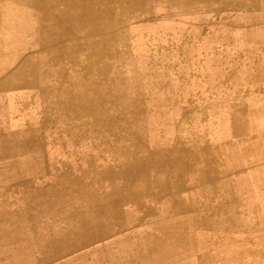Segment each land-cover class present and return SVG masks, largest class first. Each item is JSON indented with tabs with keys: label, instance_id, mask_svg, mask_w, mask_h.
I'll use <instances>...</instances> for the list:
<instances>
[{
	"label": "rangeland",
	"instance_id": "374dc122",
	"mask_svg": "<svg viewBox=\"0 0 264 264\" xmlns=\"http://www.w3.org/2000/svg\"><path fill=\"white\" fill-rule=\"evenodd\" d=\"M64 1L0 0V264H264V0Z\"/></svg>",
	"mask_w": 264,
	"mask_h": 264
},
{
	"label": "bare ground",
	"instance_id": "6f19581e",
	"mask_svg": "<svg viewBox=\"0 0 264 264\" xmlns=\"http://www.w3.org/2000/svg\"><path fill=\"white\" fill-rule=\"evenodd\" d=\"M66 1V0H65ZM64 1V2H65ZM191 1V0H190ZM207 1H209V0H207ZM256 1V0H255ZM61 2V1H60ZM63 2V1H62ZM211 2V1H210ZM44 3V2H43ZM213 3V2H212ZM97 4V3H96ZM64 5V4H63ZM78 5V4H77ZM99 5V4H98ZM141 5V4H140ZM139 5V6H140ZM195 5V4H194ZM138 6V5H137ZM138 6V7H139ZM141 7V6H140ZM188 7V6H187ZM200 8V7H199ZM43 9V8H42ZM78 9H80L79 7H78ZM111 9V8H110ZM139 9V8H138ZM58 10V11H57ZM188 10V9H187ZM46 11V10H45ZM44 11V12H45ZM48 11V10H47ZM253 11V10H252ZM56 12L58 13V15H60V14H65L66 16L71 12V8H69L68 6H65V8H63L62 10H59V9H56ZM236 12H238V11H236ZM244 12H246V11H244ZM251 12V11H250ZM48 13V12H47ZM54 13V12H53ZM76 13V12H75ZM79 13V12H78ZM46 14V13H45ZM131 14V13H130ZM177 14H178V12H177ZM195 14V13H194ZM209 14V13H208ZM57 15V16H58ZM192 15V14H191ZM215 15V14H214ZM221 15V14H220ZM69 16V15H68ZM73 16V15H72ZM78 16V15H77ZM187 16V15H186ZM236 16V15H235ZM200 17H202V16H200ZM51 18H53V16H51ZM103 18V17H102ZM195 18V17H194ZM204 18V17H203ZM106 19V18H105ZM104 19V20H105ZM226 19V18H225ZM43 20V19H42ZM202 20V19H201ZM245 20V19H244ZM114 21V20H113ZM208 21V20H207ZM217 21V20H216ZM227 21V20H226ZM55 23V22H54ZM53 23V24H54ZM57 23V22H56ZM61 24V23H60ZM116 24V23H115ZM66 25V24H65ZM248 25V24H247ZM244 26V25H243ZM68 27V26H67ZM199 27V26H198ZM43 28V27H42ZM57 28V27H56ZM59 28V27H58ZM113 28V27H112ZM117 28V27H116ZM115 28V29H116ZM200 28V27H199ZM244 28H246V27H244ZM61 29V28H60ZM119 29V28H118ZM243 29V28H242ZM108 30V29H107ZM64 31H65V29H64ZM103 31V30H102ZM121 31V30H120ZM41 32V31H40ZM121 32H123V31H121ZM100 33V32H99ZM108 33V32H107ZM110 33V32H109ZM246 33V32H245ZM93 34V33H92ZM98 34V33H97ZM102 34V33H101ZM122 34V33H121ZM199 34V33H198ZM118 35V34H117ZM257 35V34H256ZM42 36V35H41ZM119 36V35H118ZM245 36V35H244ZM243 36V37H244ZM113 37V36H112ZM116 37V36H115ZM120 37H121V35H120ZM124 37V36H123ZM247 37V36H246ZM44 38V37H43ZM75 38H77V37H75ZM79 38V37H78ZM261 38V37H260ZM124 39V38H123ZM264 39V38H263ZM245 40V39H244ZM63 42V41H62ZM249 42V41H248ZM263 42H264V40H263ZM56 43V42H55ZM58 43H60V42H58ZM51 45V44H50ZM44 48V47H43ZM243 48L245 49V47L243 46ZM251 48H253V47H251ZM194 53V52H193ZM210 57V56H209ZM210 59V58H209ZM32 63V62H31ZM18 64V63H17ZM32 66V65H31ZM30 67V66H29ZM53 69V68H52ZM20 73V72H19ZM21 74V73H20ZM17 75V74H16ZM245 77V76H244ZM2 78V77H1ZM106 80H107V78H106ZM125 80V79H124ZM10 82V81H9ZM7 83V82H6ZM5 83V84H6ZM110 84V83H109ZM111 88V87H110ZM107 91V90H106ZM258 92V91H257ZM119 96V95H118ZM126 96V95H125ZM53 98H55V97H53ZM54 100V99H53ZM62 100V99H61ZM42 101H43V99H42ZM45 101V100H44ZM56 101V100H55ZM63 101V100H62ZM68 101V100H67ZM134 101V100H133ZM57 102V101H56ZM106 102V101H105ZM108 103H109V101H108ZM44 105V104H43ZM54 105V104H53ZM129 105V104H128ZM66 106V105H65ZM108 106V105H107ZM131 106H132V104H131ZM67 107V106H66ZM125 107H126V105H125ZM94 108V107H93ZM107 108V107H106ZM122 109V108H121ZM57 110V109H56ZM55 111V110H54ZM249 112V111H248ZM55 114H56V112H55ZM65 114V113H64ZM63 114V115H64ZM61 116V115H60ZM52 117H54V116H52ZM103 117V116H102ZM138 117H140V116H138ZM43 118V117H42ZM58 118V117H57ZM60 118V117H59ZM61 118H62V116H61ZM61 118H60V120H61ZM109 118H111V117H109ZM102 120V119H101ZM41 121V120H40ZM55 121V120H54ZM113 121V120H112ZM250 121V120H249ZM99 122V121H98ZM52 123V122H51ZM102 123H103V121H102ZM97 125V124H96ZM102 125V124H101ZM103 126V125H102ZM98 127V126H97ZM100 129V128H99ZM261 132V131H260ZM262 134V133H261ZM155 137V136H154ZM100 138V137H99ZM155 139H157L156 137H155ZM97 140V139H96ZM99 140V139H98ZM97 140V141H98ZM234 140V139H233ZM104 141V140H103ZM236 141V140H235ZM102 142V141H101ZM97 143V142H96ZM242 143V142H241ZM246 143V142H245ZM235 144V143H234ZM256 144V143H255ZM263 144V143H262ZM98 145V144H97ZM136 145V144H135ZM141 145V144H140ZM115 146V145H114ZM105 147V146H104ZM107 147H109V146H107ZM242 147V146H241ZM250 147V146H249ZM95 148V147H94ZM101 148V147H100ZM111 148H113V147H111ZM134 148V147H133ZM137 148V147H136ZM243 148V147H242ZM109 149V148H108ZM107 149V150H108ZM115 149V148H114ZM125 149V148H124ZM173 149V148H172ZM183 149V148H182ZM199 149V148H198ZM212 149V148H211ZM241 149V148H240ZM248 149V148H247ZM117 150H119V149H117ZM136 150V149H135ZM179 150V149H178ZM215 150V149H214ZM96 151V150H95ZM120 151V150H119ZM118 151V152H119ZM170 151V150H169ZM193 151V150H192ZM254 151V150H253ZM97 152V151H96ZM95 152V154H98V153H96ZM108 152V151H107ZM164 152V151H163ZM162 152V153H163ZM175 152V151H174ZM184 152V151H183ZM251 152V150L248 152V153H250ZM113 153V152H112ZM132 153V152H131ZM161 153V152H160ZM190 153V152H189ZM255 153V152H254ZM263 153H264V151H263ZM99 154L101 155V153L99 152ZM105 154H107L106 152H105ZM172 154V153H171ZM131 155V154H130ZM165 155V154H164ZM196 155V154H195ZM213 155H215V154H213ZM110 156V155H109ZM181 156V155H180ZM99 157V156H98ZM121 157H122V155H121ZM201 157V156H200ZM214 157V156H213ZM234 157V156H233ZM236 157V156H235ZM256 157V156H255ZM109 158V157H108ZM124 158V157H123ZM211 158V157H210ZM238 158V157H237ZM95 159V158H94ZM101 159V158H100ZM182 159V158H181ZM200 159V158H199ZM239 159V158H238ZM97 160V159H96ZM106 160H107V158H106ZM109 160V159H108ZM111 160V159H110ZM255 160V159H254ZM218 161V160H217ZM77 162V161H76ZM109 162V161H108ZM138 162V161H137ZM219 162H221V161H219ZM104 163H106V162H104ZM246 163V162H245ZM94 164V163H93ZM96 164H98V163H96ZM96 164H94V165H96ZM109 164H110V162H109ZM188 164H190V163H188ZM213 164H216V162L215 163H213ZM89 165V164H88ZM87 165V166H88ZM99 165V164H98ZM194 165V164H193ZM220 165V164H219ZM237 165V164H236ZM180 166V165H179ZM187 166V165H186ZM242 166V165H241ZM134 167V166H133ZM193 167V166H192ZM171 168V167H170ZM187 168V167H186ZM195 168V167H194ZM169 170V169H168ZM262 170V169H261ZM167 171V170H166ZM137 172V171H136ZM173 172V171H172ZM205 172V171H204ZM175 173V172H174ZM248 173V172H247ZM132 175V174H131ZM134 175V174H133ZM138 175V174H137ZM201 175V174H200ZM202 176V175H201ZM201 176H200V178H201ZM135 177V176H134ZM137 179V178H136ZM202 179V178H201ZM121 180V179H120ZM190 180V179H189ZM203 180V179H202ZM115 181V180H114ZM118 181V180H117ZM50 183V182H49ZM108 183V182H107ZM109 183H110V181H109ZM47 184V183H46ZM87 184V183H86ZM240 184V183H239ZM260 184V183H259ZM20 185V184H19ZM198 185V184H197ZM264 185V184H263ZM127 186V185H126ZM246 187V186H245ZM129 188V187H128ZM172 188V187H171ZM244 188V187H243ZM165 189H167V188H165ZM232 189H233V187H232ZM245 189V188H244ZM194 190V189H193ZM249 190V189H248ZM251 190V189H250ZM256 191V190H255ZM195 192V191H194ZM261 192H263V191H261ZM131 193V192H130ZM138 194V193H137ZM256 194V193H255ZM164 195V194H163ZM129 196V195H128ZM136 196V195H135ZM192 196V195H191ZM133 197V196H132ZM138 197V196H137ZM148 197V196H147ZM167 198V197H166ZM169 199H170V197H169ZM171 200V199H170ZM258 201V200H257ZM117 202V201H116ZM134 202H136L135 200H134ZM141 202V201H140ZM219 202H221V201H219ZM218 202V203H219ZM126 203V202H125ZM109 204V203H108ZM133 204H135V203H133ZM138 204V203H137ZM137 204H136V206H137ZM141 204V203H140ZM152 204V203H151ZM150 204V205H151ZM215 205H216V203H215ZM120 206V205H119ZM168 207V206H167ZM170 207H168V209H169ZM249 208H250V206H249ZM238 209V208H237ZM231 210H232V208H231ZM100 211V210H99ZM191 211V210H190ZM196 211V210H195ZM261 211H262V209H261ZM152 212V211H151ZM182 212V211H181ZM185 212V211H184ZM169 213V212H168ZM103 214V213H102ZM187 214V213H186ZM249 214V213H248ZM109 215V214H108ZM172 215V214H171ZM182 215H183V213H182ZM256 215V214H255ZM170 216V215H169ZM169 216H168V218H169ZM178 216V215H177ZM180 216V215H179ZM141 217V216H140ZM174 217V216H173ZM196 217V216H195ZM254 217V216H253ZM133 218H134V216H133ZM175 218V217H174ZM191 218V217H190ZM255 218V217H254ZM111 219V218H110ZM192 219V218H191ZM262 219V218H261ZM97 221V220H96ZM100 221V220H99ZM161 221V220H160ZM163 221V220H162ZM177 221V220H176ZM239 221V220H238ZM87 222L88 221H86V224H87ZM237 222V221H236ZM84 223V222H83ZM173 223V222H172ZM179 223H180V221H179ZM193 223V222H192ZM174 224V223H173ZM186 224V223H185ZM136 225V224H135ZM182 226H184V225H182ZM227 227V226H226ZM233 227V226H232ZM238 227H239V225H238ZM258 227V226H257ZM174 229L173 227H169V229ZM199 228V227H198ZM234 228V230L236 229V227H233ZM166 229V228H165ZM168 229V228H167ZM219 230V229H218ZM230 230H232V229H230ZM233 230V231H234ZM163 231V230H162ZM167 231V230H166ZM168 231H170V230H168ZM183 231V230H182ZM164 233V232H163ZM136 234H138V233H136ZM186 234V233H185ZM162 235V234H161ZM215 235V234H214ZM138 236V235H137ZM210 236V235H209ZM55 237V236H54ZM217 237V236H216ZM235 237H236V235H235ZM181 238V237H180ZM187 238V237H186ZM194 238V237H193ZM218 238V237H217ZM161 239V238H160ZM163 239V238H162ZM184 239V238H183ZM225 239V238H224ZM226 239H228V238H226ZM159 239L157 238V241H158ZM186 240V239H185ZM189 241V240H188ZM192 241H194V240H192ZM214 241V240H213ZM212 241V242H213ZM224 241V240H223ZM258 241V240H257ZM153 242V241H152ZM156 242V241H155ZM202 242V241H201ZM219 242V241H218ZM162 243V242H161ZM194 243V242H193ZM210 243V242H209ZM232 243V242H231ZM229 244V243H228ZM233 244V243H232ZM162 246V245H161ZM130 247V246H129ZM163 247V246H162ZM232 247V246H231ZM239 247V246H238ZM241 247V246H240ZM155 248H157L156 246H155ZM236 248V247H235ZM154 249V248H153ZM183 250V249H182ZM181 251V250H180ZM184 251V250H183ZM204 251V250H203ZM161 252H163V251H161ZM160 252V253H161ZM160 255V254H159ZM173 255H175V253L173 254ZM165 257V256H164ZM159 258V257H158ZM157 258V259H158ZM154 259V258H153ZM240 259V258H239ZM203 260V259H202ZM208 260H210V259H208ZM221 260V259H220ZM239 261V260H238ZM147 263V262H146ZM81 264V263H80ZM209 264V263H208Z\"/></svg>",
	"mask_w": 264,
	"mask_h": 264
}]
</instances>
